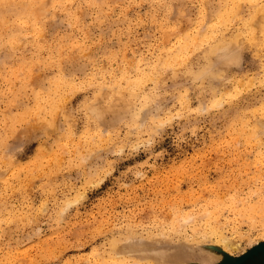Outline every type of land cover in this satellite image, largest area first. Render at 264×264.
I'll return each instance as SVG.
<instances>
[{
  "label": "rangeland",
  "instance_id": "374dc122",
  "mask_svg": "<svg viewBox=\"0 0 264 264\" xmlns=\"http://www.w3.org/2000/svg\"><path fill=\"white\" fill-rule=\"evenodd\" d=\"M261 6L0 0V264H153L155 240L160 264L183 245L258 257L264 15L256 35L248 25ZM236 34L221 76L195 78L204 52ZM96 98L123 109L101 124Z\"/></svg>",
  "mask_w": 264,
  "mask_h": 264
},
{
  "label": "bare ground",
  "instance_id": "6f19581e",
  "mask_svg": "<svg viewBox=\"0 0 264 264\" xmlns=\"http://www.w3.org/2000/svg\"><path fill=\"white\" fill-rule=\"evenodd\" d=\"M224 1V0H223ZM236 2V1H235ZM240 5V4H239ZM240 7V6H239ZM262 7V9L260 8H256V11H255V13H256V15H254L255 16V18L252 16V18H251V20H250V23H249V25L248 26H251L250 27V31L252 32V35H256L255 34V32L254 31H256L257 29L256 28H258L257 27V25L259 24V22L261 21H259V17L260 18H263V15H264V7L263 6H261ZM238 6H237V11H238ZM260 10V11H259ZM263 11V13L261 14V12ZM232 11H234V10H232ZM236 11V12H237ZM235 12V11H234ZM257 13H259V14H261V15H259V14H257ZM236 14V13H235ZM206 15V14H205ZM259 17H258V16ZM232 16V15H231ZM205 17V16H204ZM257 17V18H256ZM233 20V19H232ZM261 23V22H260ZM251 24V25H250ZM256 27H255V26ZM260 25V24H259ZM258 25V26H259ZM203 26V25H202ZM254 26V27H253ZM262 26V25H261ZM253 28H255V29H253ZM202 30V29H201ZM254 30V31H253ZM249 31V32H250ZM259 30H257L256 32H258ZM221 32V31H220ZM219 32V33H220ZM217 33V32H216ZM211 35V34H210ZM221 35V34H220ZM206 36V35H205ZM207 36H208V34H207ZM211 36H213V35H211ZM217 36V35H216ZM223 36V37H222ZM221 37V39L219 40H217V42H215V44H212L211 45V47L210 48H208V50L206 51V52H204L205 54H207L208 55V59H207V64L204 66V67H201V69L198 71V72H195V78H197V79H201V77H202V79L204 78V76H206V75H208V77L210 76V79H211V77H214V79L215 78H219L220 76H221V74L223 73V64H224V62H228L229 61V59L231 58V57H233V56H235L236 54H235V46H236V42L239 40V38H240V34H236L233 38H231V39H227L224 35H222ZM219 37V36H218ZM217 38V37H216ZM193 39V38H192ZM209 39H210V37H209ZM208 39V40H209ZM197 40V39H196ZM206 40V39H205ZM207 40V41H208ZM213 40H214V37H213ZM211 41V40H210ZM213 42V41H212ZM197 43H199V42H197ZM209 43V42H208ZM208 45V44H207ZM203 46V45H202ZM209 46V45H208ZM206 49V48H205ZM205 51V50H204ZM170 53V52H169ZM190 55V54H189ZM207 55H205V56H207ZM228 59V60H227ZM167 61V60H166ZM173 62V61H172ZM219 62V63H218ZM226 62V63H227ZM220 63H223V64H220ZM181 64V63H180ZM174 65V64H173ZM179 65V64H178ZM185 65V64H184ZM224 67H225V65H224ZM178 68V67H177ZM225 71V70H224ZM179 72V71H178ZM191 73V72H190ZM192 73H193V71H192ZM175 75V74H174ZM147 77V76H146ZM222 78V77H221ZM144 79H146L145 78V76H144ZM143 79V80H144ZM205 79V78H204ZM213 79V78H212ZM138 80H140V79H138ZM137 80V81H138ZM136 81V82H137ZM202 81V80H201ZM140 82H141V80H140ZM155 82H157V81H155ZM138 83V82H137ZM140 85H138V86H141V83H139ZM131 85V84H130ZM135 85V84H134ZM201 86V85H200ZM102 90V89H101ZM101 90H99V91H101ZM217 90H219V89H217V88H215V92L217 91ZM119 91V90H118ZM117 91V92H118ZM122 91V90H121ZM123 92V91H122ZM101 93H103V92H101ZM123 93H125V92H123ZM123 93L122 94H120L121 95V97L123 96ZM98 94H99V92H98ZM105 94V93H104ZM131 94V93H130ZM120 95H117V97L118 96H120ZM127 96V95H126ZM186 96V95H185ZM100 97H103L102 96V94L100 95ZM114 97V96H113ZM124 97V96H123ZM104 98V97H103ZM115 98H116V95H115ZM119 98V97H118ZM128 98V97H127ZM148 98V97H147ZM98 98H96V100H97ZM125 99V98H124ZM124 99H115V100H112L111 99V101H103L104 99H102V98H100V99H98L97 100V102H96V104L94 105V106H92L91 108V115H93L94 116V118L96 117L97 119H98V122H100L101 124L102 123H104L105 121H106V114H109V113H112L114 116L115 115H117L118 113H119V111H118V109H123V107L121 106V105H116V103L119 101V100H121V101H124ZM129 99V98H128ZM127 99V100H128ZM106 100V99H105ZM126 100V101H127ZM130 100V99H129ZM154 100V102L157 100H155V98L153 99ZM153 102V101H152ZM124 103V102H123ZM127 103V102H126ZM125 104V103H124ZM129 105H130V103H129ZM128 105V106H129ZM90 106V105H89ZM88 106V109L90 108ZM125 106V105H124ZM127 106V107H128ZM43 107V106H42ZM131 107V106H130ZM151 107V104H150V102H147L142 108H145L144 110H147L148 108H150ZM142 110V109H141ZM145 112V111H144ZM137 113V112H136ZM142 113V112H141ZM141 113L138 115H136V117H139V116H141ZM131 114V113H130ZM90 115V114H89ZM258 131H260L261 130V128L259 127L258 129H257ZM257 134V133H256ZM93 139V138H92ZM131 237H133V236H131ZM126 238V237H125ZM128 239H130L129 237H127ZM136 238V237H135ZM162 238V237H161ZM119 239H121L120 237H119ZM133 238H131L130 240H132ZM148 239H149V237H148ZM160 239V238H159ZM123 240V239H122ZM161 240V239H160ZM186 240V239H185ZM113 241H115V240H113ZM112 241V242H113ZM133 241V240H132ZM150 241V240H149ZM117 242V241H116ZM153 242V241H152ZM158 242V241H157ZM186 242V241H185ZM121 243V242H120ZM161 243H162V241H161ZM161 243H160V241H159V243L157 244V245H155L156 244V240H155V244H154V247L152 246V249H150V251L151 252H153L154 254H155V258H156V261H154L155 260V258H152V259H154L153 260V262H152V260L150 261L151 263H153V264H160L161 263V261L163 260H161L160 259V253H165L166 252V250L168 251V249L166 248V249H164L165 250V252L163 251L162 252V250H160V249H163V248H161L160 246H162L161 245ZM220 244H222V245H224L225 247H227L228 245H230L229 244V242H228V239H227V237H225V236H222L221 237V239H220V242H219ZM132 244V243H131ZM130 244V245H131ZM151 244V243H150ZM163 244V243H162ZM186 244V243H185ZM194 244V243H193ZM192 244V245H193ZM237 244V243H236ZM122 244H119V243H114V245H112L113 246V252H114V254H116V255H118V253L120 252V251H124L123 249L124 248H122V246L123 247H126L127 248V244L126 245H122ZM130 245H128V246H130ZM144 245V244H143ZM177 245V244H176ZM140 246H142V245H140ZM139 246V248H140V250L137 248L138 246L136 245L135 247H136V251H135V253L137 254L138 252L140 253V254H137L136 256H137V258L138 257H140L142 254L143 255H145L144 256V258L146 257L147 258V256H146V253H145V251L147 252V250H144L142 247H140ZM144 247V246H143ZM146 247V246H145ZM148 247V246H147ZM218 247V246H217ZM216 247V248H217ZM231 247H233L234 248V246L232 245ZM129 248V247H128ZM148 248H150V247H148ZM215 248V249H216ZM122 249V250H121ZM172 249V248H171ZM173 249H175V250H172V254L170 255L169 253H168V255H170L169 257H168V255H167V257L169 258V259H167L166 260V263L167 264H171V263H173L174 262V260H178L179 261V259H180V261L181 262H187V263H190V261L192 260V257H195V259L194 260H196V261H198L200 264H218V260L220 259V260H223L224 261V264H232L231 262V259H230V256L228 255V252L226 251V248H224V249H219V250H215L214 248V250H212L211 248H209V247H207V248H201L200 250H198V251H193L192 249H191V247L190 246H188V245H183L182 246V249H183V251H179L180 253H178L176 250H178V249H176V248H173ZM218 249V248H217ZM170 250V249H169ZM127 251V250H126ZM126 251H124V252H122V253H124L125 254V252ZM122 253H119V254H122ZM178 254V255H177ZM140 255V256H139ZM143 255L141 256L142 258H143ZM163 255V254H162ZM126 256V255H125ZM135 256V257H136ZM140 257V259H142ZM149 257V256H148ZM136 258V259H137ZM145 258V259H146ZM159 258V259H158ZM165 260V259H164ZM163 260V261H164ZM136 261V260H135ZM179 261V262H180ZM165 262V261H164ZM116 264V263H115ZM135 264V263H134ZM162 264H164V263H162Z\"/></svg>",
  "mask_w": 264,
  "mask_h": 264
},
{
  "label": "flooded vegetation",
  "instance_id": "af4514ba",
  "mask_svg": "<svg viewBox=\"0 0 264 264\" xmlns=\"http://www.w3.org/2000/svg\"><path fill=\"white\" fill-rule=\"evenodd\" d=\"M250 264H264V253H261Z\"/></svg>",
  "mask_w": 264,
  "mask_h": 264
},
{
  "label": "water",
  "instance_id": "95a60500",
  "mask_svg": "<svg viewBox=\"0 0 264 264\" xmlns=\"http://www.w3.org/2000/svg\"><path fill=\"white\" fill-rule=\"evenodd\" d=\"M263 248H264V247H262V249H263ZM261 253H264V249H263V251H262ZM261 253H260V254H261ZM237 263H238V262H237Z\"/></svg>",
  "mask_w": 264,
  "mask_h": 264
}]
</instances>
